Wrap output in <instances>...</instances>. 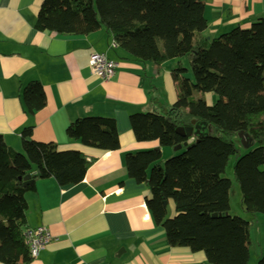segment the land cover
Wrapping results in <instances>:
<instances>
[{"label": "trees", "instance_id": "1", "mask_svg": "<svg viewBox=\"0 0 264 264\" xmlns=\"http://www.w3.org/2000/svg\"><path fill=\"white\" fill-rule=\"evenodd\" d=\"M205 10V0H42L36 30L59 37L105 30L115 49L142 64L187 59L190 71L179 62L172 72L178 89L174 106L154 101L159 113L132 115L131 129L138 143L157 142L161 149L186 144L189 140L177 130L192 122L205 124L206 132L193 147L167 160L161 150L128 154V176L149 188L147 208L171 247L204 253L208 264H249L252 221L230 216L232 183L223 176L237 157L233 173L242 207L252 220L264 216V18L208 41L203 37ZM194 92L216 93L219 101L214 106L194 102ZM21 99L29 115L46 106L39 83L25 88ZM66 134L102 154L120 149L114 119H78ZM240 134L251 145L244 156ZM21 147L13 150L0 136V264L34 260L25 242V197L35 191L36 181L54 180L61 189L77 186L97 161L80 151L35 142L32 127L23 131ZM31 175L33 184L25 187ZM166 202L174 204L173 218ZM257 264H264V255Z\"/></svg>", "mask_w": 264, "mask_h": 264}, {"label": "crops", "instance_id": "2", "mask_svg": "<svg viewBox=\"0 0 264 264\" xmlns=\"http://www.w3.org/2000/svg\"><path fill=\"white\" fill-rule=\"evenodd\" d=\"M41 4L42 0H0V136L19 152L23 131L32 127L35 142L80 151L97 161L77 186L61 189L54 180L36 181L35 191L26 195L27 230L43 227L52 236L30 264H208L204 253L170 246L147 208L149 188L130 179L125 165L128 154L161 150L164 159L174 156L157 142L138 143L130 117L159 113L155 103L167 108L176 103L172 72L182 60L142 64L111 49L113 40L105 30L86 37L39 32ZM205 4L208 28L203 37L208 41L236 28L248 29L264 18V0ZM92 54L117 63L114 80L104 83L93 76ZM32 83L43 87L46 106L29 115L21 94ZM90 117L116 121L119 151L102 154L68 139V127ZM168 205V217L173 218L175 207L170 217ZM240 214L252 221L249 264H257L264 255V216L252 220L243 207Z\"/></svg>", "mask_w": 264, "mask_h": 264}, {"label": "built area", "instance_id": "3", "mask_svg": "<svg viewBox=\"0 0 264 264\" xmlns=\"http://www.w3.org/2000/svg\"><path fill=\"white\" fill-rule=\"evenodd\" d=\"M115 47L116 45L113 43L111 49H115ZM89 64L93 76L104 83H109L116 77L118 65L106 55L92 54ZM51 240L52 236L50 231L43 227L28 230L25 233V242L29 248L30 257L37 259L51 243Z\"/></svg>", "mask_w": 264, "mask_h": 264}, {"label": "rangeland", "instance_id": "4", "mask_svg": "<svg viewBox=\"0 0 264 264\" xmlns=\"http://www.w3.org/2000/svg\"><path fill=\"white\" fill-rule=\"evenodd\" d=\"M116 59H118V58H116ZM182 65H183V67L185 69L190 71V66H189V63H188L187 59L182 60ZM177 67H178V65H177ZM190 77H191V72H190L189 78ZM191 100L194 101V102L204 101L208 106H214L219 101V97H218V95L216 93L201 94V93H198V92H194ZM173 106H171V108ZM210 133H211L212 136H217V133H216V131L214 129H212V131ZM239 149L241 150V156H244V155L247 154L245 150H242V148H239ZM166 150H170V151H167V152L171 153V151H172L173 154H174V150L173 149H166ZM251 150H254V148L251 149ZM178 155H179V152L175 153V155L173 157H175V156L177 157ZM165 159H170V158L167 157ZM237 159H238L237 157L231 158V160H230V162L228 164L226 173H225V175L223 177L225 179L230 180L231 183H232V186H233L232 187V191L230 193L231 194L230 197H231V204L233 206V213H235V214H233L234 216H232V217H237V218L244 219V218H242L243 217L242 214H240L241 216L239 217V212H241V209H242V196H241L240 189H239V187H238V185H237V183L235 181V177H234V173H233L234 165L237 162ZM173 206H174L173 202H170V209ZM168 208H169V205H168L167 209ZM168 214H169V210H168ZM171 214H172V216H170V217H173L174 216V211L172 209H171Z\"/></svg>", "mask_w": 264, "mask_h": 264}, {"label": "water", "instance_id": "5", "mask_svg": "<svg viewBox=\"0 0 264 264\" xmlns=\"http://www.w3.org/2000/svg\"><path fill=\"white\" fill-rule=\"evenodd\" d=\"M206 127L207 126L205 124H197L196 122H192L187 127L179 128L177 130L178 134H180L182 137L188 139L189 141L184 145H180V146L174 148L173 149L174 152L177 153V152L182 151L183 148L193 147L192 144L198 143L199 138H201L203 136V134L206 132ZM238 138L240 140L242 148L245 151H248L250 149L251 145H250V141L247 139V137H245L244 134H240L238 136ZM33 175H35V174H33ZM32 184H33V182H32V175H31L25 179V187L31 186ZM164 205L167 207L168 203L166 202Z\"/></svg>", "mask_w": 264, "mask_h": 264}]
</instances>
